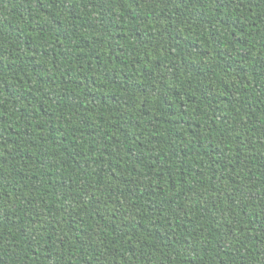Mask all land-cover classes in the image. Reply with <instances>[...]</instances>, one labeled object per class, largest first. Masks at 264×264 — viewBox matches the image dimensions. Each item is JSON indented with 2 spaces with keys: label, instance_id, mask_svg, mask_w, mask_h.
<instances>
[{
  "label": "trees",
  "instance_id": "16d2710c",
  "mask_svg": "<svg viewBox=\"0 0 264 264\" xmlns=\"http://www.w3.org/2000/svg\"><path fill=\"white\" fill-rule=\"evenodd\" d=\"M0 264H264V0H0Z\"/></svg>",
  "mask_w": 264,
  "mask_h": 264
}]
</instances>
